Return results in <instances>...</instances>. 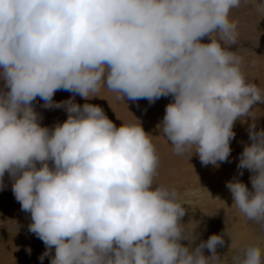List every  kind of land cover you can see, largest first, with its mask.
<instances>
[{
    "label": "clouds",
    "instance_id": "1",
    "mask_svg": "<svg viewBox=\"0 0 264 264\" xmlns=\"http://www.w3.org/2000/svg\"><path fill=\"white\" fill-rule=\"evenodd\" d=\"M249 5L264 17L262 0H0V189L7 174L28 232L44 245L40 264H224L223 234L192 246L187 203L156 182L159 156L140 121L117 126L75 96L103 98L102 88L123 102L170 96L158 136L173 154L219 167L234 123L264 105V89L228 47L240 41L232 11ZM58 90L71 95L55 101ZM38 97L66 119L41 124ZM254 129L236 165L250 194L233 177L232 203L222 202L264 236V136ZM2 223L12 236L21 227ZM231 264H264V255L240 251Z\"/></svg>",
    "mask_w": 264,
    "mask_h": 264
},
{
    "label": "bare ground",
    "instance_id": "2",
    "mask_svg": "<svg viewBox=\"0 0 264 264\" xmlns=\"http://www.w3.org/2000/svg\"><path fill=\"white\" fill-rule=\"evenodd\" d=\"M262 2H264V0H262ZM243 8H248V6L240 9ZM237 11H239V9H234L231 15L233 16L234 14V19L240 21V15L236 13ZM254 20L258 21L256 18ZM253 25L252 19L247 18L245 26H248V28L239 31L240 41L230 47L228 46L229 49H233L237 46L250 47L253 52L250 54L248 53L243 59L250 62L255 58L254 54L256 52L264 51V22H262L261 26L258 28L253 27ZM203 42H208V38H203ZM243 66V72L246 77L260 86L261 89H264V75L259 73L248 74L245 67L246 61L243 63ZM0 85H2V81H0ZM70 95L71 93L68 91L58 90L54 93L53 99L55 101H61L67 99ZM98 95L103 98L93 97L87 101L77 95L75 96V102L78 104L87 102L101 106L107 117L117 126H119L122 121L135 122V118H137L145 132L153 136L152 141L159 156L158 175L155 178L157 183L166 184L169 180H180V178L184 176L182 171L183 167H189L192 170H203L206 167H214L211 164L202 165L196 155H192L187 160L185 156H177L173 154L170 145L162 137L158 136L160 133L156 128V125L163 116L165 105L171 100L170 96H162L154 103L149 104L146 99L132 101L127 99V97L124 98V102L118 101L114 93L103 88ZM41 103L42 101L39 97L33 101L34 109L43 117L40 121L41 124L51 126L54 122L66 119V113L63 109H44L40 107ZM250 123L255 124V133L258 136H262L264 133V131H262V129H264V105H254L250 117H246L243 122L237 119L234 123L233 131L235 136L230 141L231 152L229 160L219 162V166L230 164L237 165L238 154L242 151L243 144L248 142V127ZM3 183L5 186L0 189V263L3 261L6 254L7 257L10 258L11 264H40L38 255L44 251V245L34 234L28 232L27 225L30 222V215L22 211L19 203L14 199L11 191V181L7 174H5L3 178ZM7 219H15L21 225L19 232L14 236L10 235L7 228L2 223ZM231 219L232 217L230 215H225L220 223L221 225H226ZM235 227L247 230L238 238L245 241L249 250L253 248L256 249L257 244L255 245L254 241L259 239L262 246L260 245L257 250L264 255V236H261L255 229L244 226L239 221H237ZM228 235L230 236V234ZM228 235H226L227 238L229 237ZM182 243L187 244L188 242L182 241ZM26 247H30V254L25 251ZM232 258L233 257L223 260L224 264H231ZM4 260H6V257ZM1 264H3V262ZM43 264H49L48 257H45Z\"/></svg>",
    "mask_w": 264,
    "mask_h": 264
},
{
    "label": "rangeland",
    "instance_id": "3",
    "mask_svg": "<svg viewBox=\"0 0 264 264\" xmlns=\"http://www.w3.org/2000/svg\"><path fill=\"white\" fill-rule=\"evenodd\" d=\"M236 13L240 15V21H237L239 31L248 28V26H245L247 18L252 19L253 27L255 28L260 27L262 22H264V17L259 19L250 5L248 8L239 9ZM232 17L234 18V14ZM255 18L258 21H255ZM230 50L237 51V54L241 55L243 59L248 53L253 52L250 47L246 46H237ZM254 55L255 58L251 61L252 63L243 60V63L246 61V71L248 74L259 73L264 75V51L256 52ZM243 70L244 66L242 64ZM262 136H264V133ZM182 171L184 176L180 180H169L165 185L175 187L187 203L183 205L186 209V214L182 217V222L188 224V228H193V234L198 237L192 246H195L199 240L207 239L210 234L216 233L223 234L225 241L223 246H218L216 249L223 260L234 257L240 251L249 250L245 241L238 238L247 230L235 227L238 219L226 207L231 205L232 199L228 189L225 187L226 181L236 177L243 182L245 192L250 194V189L248 188L249 178L246 175H237V167L234 164L212 168L206 167L203 170H192L189 167H183ZM240 171L242 172L243 170L241 169ZM222 201H224L226 206ZM225 215H230L232 219L228 224L221 225L220 222ZM226 233L230 234L228 238ZM254 242L255 245L257 244L256 249H259L260 245L262 246L259 239ZM204 254L207 256L210 253L205 249ZM5 257L7 261L4 260ZM5 257L1 263L11 264L10 258L6 254Z\"/></svg>",
    "mask_w": 264,
    "mask_h": 264
}]
</instances>
